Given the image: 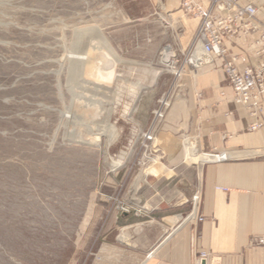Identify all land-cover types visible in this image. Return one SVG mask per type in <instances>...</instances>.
<instances>
[{
	"label": "rangeland",
	"instance_id": "1",
	"mask_svg": "<svg viewBox=\"0 0 264 264\" xmlns=\"http://www.w3.org/2000/svg\"><path fill=\"white\" fill-rule=\"evenodd\" d=\"M183 1L0 0V264H100L142 190L201 201L187 155L208 153L167 130L205 69L176 73L199 24Z\"/></svg>",
	"mask_w": 264,
	"mask_h": 264
},
{
	"label": "crops",
	"instance_id": "2",
	"mask_svg": "<svg viewBox=\"0 0 264 264\" xmlns=\"http://www.w3.org/2000/svg\"><path fill=\"white\" fill-rule=\"evenodd\" d=\"M256 20L264 23V11ZM254 39L241 35L228 45L232 53L248 54L254 64L260 59ZM224 60L216 59L214 66L196 74L187 71L177 115L180 121L188 117V126L167 128L195 135L200 150L208 153L195 213L188 216L193 208L190 197L172 200L183 191L142 190L140 202L117 217L118 234L109 244L110 255L101 253L100 264H264V113L259 116L263 126L249 131L255 120L233 101ZM209 152L227 157L217 159ZM199 213L204 220H198Z\"/></svg>",
	"mask_w": 264,
	"mask_h": 264
},
{
	"label": "built area",
	"instance_id": "3",
	"mask_svg": "<svg viewBox=\"0 0 264 264\" xmlns=\"http://www.w3.org/2000/svg\"><path fill=\"white\" fill-rule=\"evenodd\" d=\"M183 6L199 19V24L186 59L176 73L182 75L186 64L192 67L214 66L216 59H225L222 68L233 89L235 102L256 116L264 110V23L256 20L260 9L251 1L242 0H208L207 3L184 0ZM241 35L255 37L253 45L260 58L257 63L252 64L246 53L231 52L228 42ZM198 47L200 55L196 52ZM173 63L177 62L173 60ZM158 116L162 117V114ZM262 125L261 121H255L249 129L256 130Z\"/></svg>",
	"mask_w": 264,
	"mask_h": 264
},
{
	"label": "bare ground",
	"instance_id": "4",
	"mask_svg": "<svg viewBox=\"0 0 264 264\" xmlns=\"http://www.w3.org/2000/svg\"><path fill=\"white\" fill-rule=\"evenodd\" d=\"M168 55H169V54H167L166 57H168ZM78 59L81 60V59H83V57H78ZM112 75H113V72H110V73L107 74V77H108V78H111ZM195 150H196V149H193L194 152L192 151V152H190V153L187 155V158H188V159H189V158H191V159L193 158V160L196 161V162L198 163V162H201V161L203 162V160L206 159V158L208 157V155H200L199 157L196 158L195 155H193V154H196V153H195ZM192 162H193V161H192Z\"/></svg>",
	"mask_w": 264,
	"mask_h": 264
},
{
	"label": "water",
	"instance_id": "5",
	"mask_svg": "<svg viewBox=\"0 0 264 264\" xmlns=\"http://www.w3.org/2000/svg\"><path fill=\"white\" fill-rule=\"evenodd\" d=\"M202 264H206V262L205 261H203V263Z\"/></svg>",
	"mask_w": 264,
	"mask_h": 264
}]
</instances>
